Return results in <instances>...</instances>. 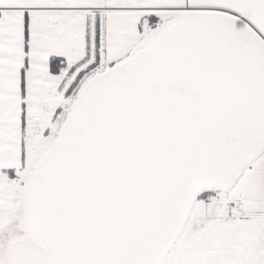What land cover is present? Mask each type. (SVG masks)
Returning a JSON list of instances; mask_svg holds the SVG:
<instances>
[{
    "label": "snow or ice",
    "instance_id": "1",
    "mask_svg": "<svg viewBox=\"0 0 264 264\" xmlns=\"http://www.w3.org/2000/svg\"><path fill=\"white\" fill-rule=\"evenodd\" d=\"M0 264H264V0H0Z\"/></svg>",
    "mask_w": 264,
    "mask_h": 264
}]
</instances>
